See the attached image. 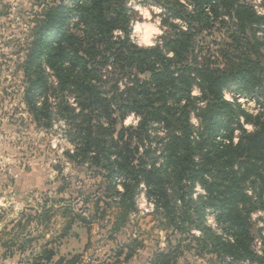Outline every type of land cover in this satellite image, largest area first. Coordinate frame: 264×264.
<instances>
[{"label": "trees", "instance_id": "16d2710c", "mask_svg": "<svg viewBox=\"0 0 264 264\" xmlns=\"http://www.w3.org/2000/svg\"><path fill=\"white\" fill-rule=\"evenodd\" d=\"M125 1L61 0L47 6L34 30L26 68L32 115L42 121L49 113L47 98L40 107L32 102L35 92L42 96L49 90L45 66L56 78L58 93L73 95L77 104L78 111L63 99L59 106L70 120L73 139L78 140L74 154L67 155L69 160L98 168L105 182L103 200L120 209L112 233L133 210L141 183L170 224L177 220L170 190L183 182L186 189L198 183L207 193L205 205L219 211L233 240H223L199 219L191 221L185 215L183 223L190 220V227L201 233L189 248L195 255L230 258L228 264H264V247L259 255L252 248L244 215L250 201L243 189L253 176L264 187V120L233 107L222 94L235 86L250 95L255 87L264 86V14L241 0H163V34L155 47H139L130 38ZM74 17L76 32L69 33L65 25ZM194 88L199 97L192 95ZM199 103H203L196 115L201 130H196L189 119ZM129 114L137 118L136 125L116 130ZM240 117L252 125V132L243 129ZM184 192L178 194L182 202ZM100 202L97 199L94 205ZM53 212L42 209L40 219L48 222ZM60 212L63 218L70 217L59 239L68 236L75 221L88 224L69 209ZM188 228L183 231L189 232ZM50 242H45L39 257L46 264L57 255L54 246L48 249ZM179 248L168 245L167 251H156L148 264H177ZM132 255L126 253L124 261ZM78 258L60 257L54 264H75Z\"/></svg>", "mask_w": 264, "mask_h": 264}, {"label": "rangeland", "instance_id": "374dc122", "mask_svg": "<svg viewBox=\"0 0 264 264\" xmlns=\"http://www.w3.org/2000/svg\"><path fill=\"white\" fill-rule=\"evenodd\" d=\"M157 1H125L133 42L136 26L145 22H160V34L156 41L163 34L166 28L162 24L165 10L163 0ZM241 1L253 7L259 15L264 14V0ZM60 2L0 0V264H46L39 261L45 242L51 241L48 249L54 246L56 250L62 241L74 235L80 239L77 243V238H73L75 244L70 247H76L82 238H87L85 250L80 248V253L61 258L69 260L72 256L79 257L75 264H148L156 251H167L168 245L180 247L181 256L177 264L231 263L230 258L220 260L214 254L195 255L191 249L195 244L194 239L201 235L194 227H190L191 221L196 219L223 240H233L232 232L225 230V224L218 217L219 211L205 205L207 193L198 183L186 189L187 183L183 182L170 190L174 192L175 202L172 201V204L177 212V220L173 224L169 223L162 210L155 209L153 202L146 196L145 185L141 183L133 198V210L126 216L125 223L112 233L120 209L116 203L103 200L101 190L105 182L98 168L69 160L67 155L74 154L78 140L73 139L70 120L63 114L65 112H60L59 106L63 99L78 111L77 104L73 95L58 93L56 78L45 66L43 69L49 90L42 93V96L40 92H35L32 102L40 107L44 98H47L50 108L47 118L35 120L27 101L30 82L26 77V68L33 50L34 30L39 26L47 6ZM63 4L71 5L67 1H63ZM77 24V18L74 17L66 23L65 30L74 33ZM257 87L252 94L243 95L235 86H231L226 90L239 93L243 99L238 101L228 96L229 100H224L244 113L264 120V86ZM192 95L199 97V90L194 88ZM202 105L198 104L189 119L196 130H201L196 115ZM136 123L137 118L129 114L115 128L119 130L121 126H134ZM240 123L246 131H253L252 125L242 117ZM238 135L236 130L234 143H237ZM218 139L222 141L223 138ZM155 156L159 157L157 154ZM255 177L243 183L244 192L250 201L244 208L247 213L244 215L253 238L252 248L259 255L264 247V187ZM60 188L62 192L58 191ZM117 189L122 192V187L117 186ZM180 192L185 193L183 202L178 198ZM97 199L102 202L94 205ZM114 199L117 201L118 197ZM42 209L54 210L48 222L40 219ZM62 209H69L72 215L75 213L83 216L88 224L75 221L68 236L59 239L65 219L70 217L67 215L63 218L60 212ZM185 215L190 216L191 221L183 223ZM43 222L46 224L43 225ZM185 227H189L190 231H183ZM126 253L133 255L124 261ZM233 264L251 263L237 261Z\"/></svg>", "mask_w": 264, "mask_h": 264}, {"label": "clouds", "instance_id": "9594fccd", "mask_svg": "<svg viewBox=\"0 0 264 264\" xmlns=\"http://www.w3.org/2000/svg\"><path fill=\"white\" fill-rule=\"evenodd\" d=\"M147 16V12L144 13ZM159 21L145 22L135 28L134 43L139 47H155L156 37L159 33Z\"/></svg>", "mask_w": 264, "mask_h": 264}, {"label": "crops", "instance_id": "0c3cea01", "mask_svg": "<svg viewBox=\"0 0 264 264\" xmlns=\"http://www.w3.org/2000/svg\"><path fill=\"white\" fill-rule=\"evenodd\" d=\"M77 238V243L79 242L78 238L76 235L74 236H69L67 239H65L64 241H62V244H60V246L56 249L57 251V255L55 256V258L53 259V262H55L59 257H63V256H66L67 258L70 257V255H74V254H78L80 253V248L82 251L85 250V247H86V242H87V238H82L81 239V242L76 245V247H70L72 246L73 243L72 241H74V239ZM82 246V247H81ZM65 247V248H64ZM82 258V257H81Z\"/></svg>", "mask_w": 264, "mask_h": 264}, {"label": "built area", "instance_id": "2783aa9c", "mask_svg": "<svg viewBox=\"0 0 264 264\" xmlns=\"http://www.w3.org/2000/svg\"><path fill=\"white\" fill-rule=\"evenodd\" d=\"M222 94H223V98L226 99V100H229L228 96H230L231 98L234 97L235 100H238V101H242V99H243V96L239 95V93L230 92V91H228L226 89L223 90ZM230 101L232 102L233 100L230 99ZM250 105H251V103H250Z\"/></svg>", "mask_w": 264, "mask_h": 264}]
</instances>
